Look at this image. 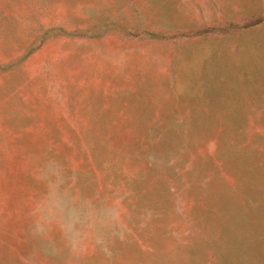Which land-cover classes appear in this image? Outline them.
Segmentation results:
<instances>
[{"label":"rangeland","instance_id":"rangeland-1","mask_svg":"<svg viewBox=\"0 0 264 264\" xmlns=\"http://www.w3.org/2000/svg\"><path fill=\"white\" fill-rule=\"evenodd\" d=\"M0 264H264V0H0Z\"/></svg>","mask_w":264,"mask_h":264}]
</instances>
